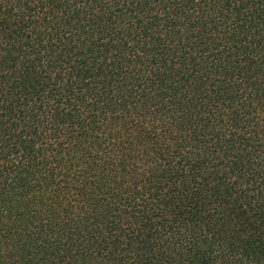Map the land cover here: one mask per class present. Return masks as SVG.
<instances>
[{
    "label": "trees",
    "instance_id": "1",
    "mask_svg": "<svg viewBox=\"0 0 264 264\" xmlns=\"http://www.w3.org/2000/svg\"><path fill=\"white\" fill-rule=\"evenodd\" d=\"M0 264H264V0H0Z\"/></svg>",
    "mask_w": 264,
    "mask_h": 264
}]
</instances>
